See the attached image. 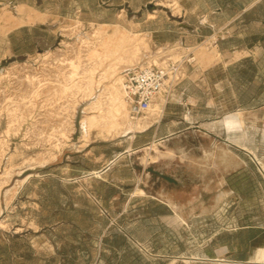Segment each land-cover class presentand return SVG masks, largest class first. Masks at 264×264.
<instances>
[{
	"label": "rangeland",
	"instance_id": "374dc122",
	"mask_svg": "<svg viewBox=\"0 0 264 264\" xmlns=\"http://www.w3.org/2000/svg\"><path fill=\"white\" fill-rule=\"evenodd\" d=\"M245 1L184 0L228 9L186 17L206 31L187 47L179 0H0V264H237L264 245V0L231 15ZM182 57L222 76L215 121L172 129L163 96L131 117L125 75Z\"/></svg>",
	"mask_w": 264,
	"mask_h": 264
},
{
	"label": "crops",
	"instance_id": "0c3cea01",
	"mask_svg": "<svg viewBox=\"0 0 264 264\" xmlns=\"http://www.w3.org/2000/svg\"><path fill=\"white\" fill-rule=\"evenodd\" d=\"M183 1L184 0H179L181 5L179 13H174L173 8L171 9L170 7H166V10L173 18L177 19V42L189 47L195 45L202 37H206V31L202 28L201 24L195 25L189 23V21L187 22L186 17L201 15L205 16L206 19H210L211 16L213 17L218 14L222 15L225 13L224 11L228 9L223 4L225 2H220V4L214 2L215 4L211 6L213 8L208 10L209 12L205 11V13L200 14L198 10L199 3L185 6ZM260 1L261 0H246L235 10L233 9L231 15H235V17L238 18L244 15H250ZM205 4H207V2ZM189 17L188 19H190ZM234 21V19L228 20L223 25L210 24L209 31L218 35V33L223 32V30ZM201 22L203 21L201 20ZM224 36L225 35L217 37V41L215 42L217 47H220L221 44L225 41H229L232 37L231 35H227V38L224 39ZM215 68L216 65L208 67H202L195 63H187L184 65L183 77L167 97L165 103V117L168 119L170 128H194L196 130H201L207 124H211L215 121V115L216 117L219 116L220 110L222 111L224 109V95L226 89L224 88L222 76L221 78L217 77L218 71L215 70Z\"/></svg>",
	"mask_w": 264,
	"mask_h": 264
},
{
	"label": "built area",
	"instance_id": "2783aa9c",
	"mask_svg": "<svg viewBox=\"0 0 264 264\" xmlns=\"http://www.w3.org/2000/svg\"><path fill=\"white\" fill-rule=\"evenodd\" d=\"M194 57L164 60L160 65L145 64L130 70L124 77L122 88L131 117L148 112L163 96L165 100L183 77L184 64Z\"/></svg>",
	"mask_w": 264,
	"mask_h": 264
},
{
	"label": "bare ground",
	"instance_id": "6f19581e",
	"mask_svg": "<svg viewBox=\"0 0 264 264\" xmlns=\"http://www.w3.org/2000/svg\"><path fill=\"white\" fill-rule=\"evenodd\" d=\"M240 58L241 57H240V54L239 53H235V54H232V55L229 56V60L230 61L231 60H238ZM118 98H121V97L118 96ZM118 98H116V99H118ZM165 102H166V100H165ZM162 106H163V103H160V102H157L156 103L155 102V104L152 106L151 109H153V110H156L158 108L160 109ZM110 108L112 109V106ZM114 110H115V113H116L117 116L122 115V113H123V107L120 104V102L117 103V104H115ZM150 110H148V112ZM242 120H241L240 112L239 111L228 112L224 116L226 130L229 131L231 134L236 133L237 131L242 132ZM133 127L134 126H131L128 129H132ZM237 264H264V245L262 244V245H259L258 247H256L255 250L253 251V254L249 258V260H247V261H239V262H237Z\"/></svg>",
	"mask_w": 264,
	"mask_h": 264
}]
</instances>
